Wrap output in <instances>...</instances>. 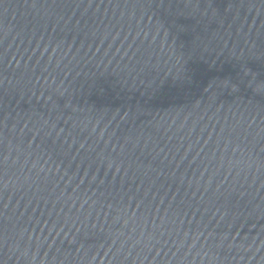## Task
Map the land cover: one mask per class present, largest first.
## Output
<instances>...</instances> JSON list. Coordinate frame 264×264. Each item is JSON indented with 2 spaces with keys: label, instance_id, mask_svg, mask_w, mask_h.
<instances>
[{
  "label": "water",
  "instance_id": "water-1",
  "mask_svg": "<svg viewBox=\"0 0 264 264\" xmlns=\"http://www.w3.org/2000/svg\"><path fill=\"white\" fill-rule=\"evenodd\" d=\"M0 264H264V0H0Z\"/></svg>",
  "mask_w": 264,
  "mask_h": 264
}]
</instances>
